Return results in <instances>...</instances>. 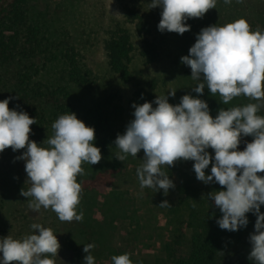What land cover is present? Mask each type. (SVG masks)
<instances>
[{
    "label": "trees",
    "instance_id": "16d2710c",
    "mask_svg": "<svg viewBox=\"0 0 264 264\" xmlns=\"http://www.w3.org/2000/svg\"><path fill=\"white\" fill-rule=\"evenodd\" d=\"M99 1L60 0L49 8L41 5L39 0H0V100L12 97L8 105L10 109L23 110L36 119L37 123L30 126V141L46 146L47 129L60 115L73 112L87 126L94 127L93 143L100 148L102 155L108 157L109 152L117 147L114 141L119 130L114 128V120L123 112L113 76L123 83L135 79L127 101L129 106L150 102L158 82L154 76L144 80L140 76L135 77L134 54L144 65L169 60L170 57L171 65L181 64L182 91L175 104L180 103L185 94L199 96L208 103L210 114L215 118L221 108L256 103L241 95L224 105L218 94H210L207 86L202 95L194 92L193 87L201 81L193 80L191 68L181 63V57L189 54L197 34L209 25L222 26L244 17L252 30L259 28L264 31L262 14L256 11L250 0H231L229 4L217 0L216 8L209 9L202 18L188 19L186 23L191 26L190 31L182 35L158 30L162 7L150 8L151 0H118L119 17L106 13ZM131 25L139 41L137 51L129 28ZM95 45L100 46L104 67L112 77L106 78L101 85L96 83V77L85 61ZM54 62L64 65L69 82L84 89L89 98L88 107L76 111L66 87H53L39 79L47 66ZM258 114L264 116V108ZM253 139L252 136L242 135L238 150H244L246 143ZM6 149L10 150V147ZM25 151L26 148L15 152L11 149L15 156L14 164L11 163V174L20 188L27 190L31 185L26 182L25 161L20 159L18 165L19 159H16ZM207 151L214 158V150L209 148ZM139 155H129L123 162L114 157L106 164H112L113 173H119V167L133 166L135 182L140 186L136 169L142 163L135 162ZM193 165L194 161L178 160L174 166H164L162 169L169 177L179 179L176 185L178 199L174 206L168 208L169 221L191 229L188 255L173 258L167 252L171 263L254 264L248 259L251 251L249 236L255 231L257 216L253 212L246 213L248 223L237 231L221 229L217 220L222 213L207 195L223 190L222 186L216 182L204 184L197 180ZM82 167L85 174L77 177L83 189L77 207L78 213L83 212L82 221L62 222L55 212L43 207L33 211L28 207L31 198L21 196L19 191L11 206L10 235L13 238L21 239L33 234V223L53 230L61 245L58 255L53 258L55 264H85L87 253L83 248L86 244L95 245L90 250L95 264L124 254L121 249L112 248V233L118 219L130 221L128 226L131 230L128 233L135 235L131 242L137 240L141 229L132 196L126 190H111L98 205L102 187L94 186L89 177H93L100 168L93 170L88 163H83ZM205 172L210 174L211 163ZM258 175L264 176V172ZM144 189L147 201L161 202L165 198L162 189L157 192L154 189V196L151 193L153 189ZM260 211L264 212V205H261ZM172 245L173 241L165 244V250L169 251Z\"/></svg>",
    "mask_w": 264,
    "mask_h": 264
},
{
    "label": "clouds",
    "instance_id": "9594fccd",
    "mask_svg": "<svg viewBox=\"0 0 264 264\" xmlns=\"http://www.w3.org/2000/svg\"><path fill=\"white\" fill-rule=\"evenodd\" d=\"M225 4L231 0H224ZM217 0H151L150 8L162 7L158 30L183 34L190 31V18H202ZM181 63L191 68V78L201 81L193 91L203 94L205 86L212 96L228 105L235 97L245 96L256 103L221 108L213 118L208 103L191 94L180 103H169L176 90L157 95L153 102L133 104L132 119L114 144L115 158L125 161L144 152L143 163L136 169L141 188L163 190L165 196L175 184L163 167L178 160L194 161L196 178L204 184L218 183L223 190L208 193V199L222 213L217 220L221 229L237 231L248 223L246 213L256 216L255 231L250 234L248 259L264 264V31L252 30L244 17L224 25H209L197 34L189 54ZM12 97L0 100V152L11 148L26 151L16 159L25 161L26 182L30 187L20 195L31 198L28 207L39 211L51 209L62 222L82 221L77 212L82 185L77 177L84 175L83 163L95 165L102 159L95 146L94 127L87 126L73 112L63 114L52 124L54 134L42 143L29 140L30 126L36 119L23 110L9 108ZM252 136L244 150H238L241 136ZM214 150V158L207 149ZM214 159V162H213ZM211 163V172L205 169ZM160 207H170L163 200ZM33 234L21 239L11 235L0 238V264H55L61 245L51 228L40 223L31 225ZM94 244L84 245L85 264H95L90 254ZM113 264H133L129 253L111 257Z\"/></svg>",
    "mask_w": 264,
    "mask_h": 264
},
{
    "label": "rangeland",
    "instance_id": "374dc122",
    "mask_svg": "<svg viewBox=\"0 0 264 264\" xmlns=\"http://www.w3.org/2000/svg\"><path fill=\"white\" fill-rule=\"evenodd\" d=\"M60 0H39V3L43 6L53 8L54 5ZM256 7V11L262 14L264 19V0H250ZM99 4L105 7L106 13H111L113 16L119 17L120 11L118 8V0H100ZM102 9V6L100 7ZM129 27V26H128ZM131 29L132 40L138 50L139 41L134 33L133 25L129 27ZM134 68L133 71L137 78L141 77L142 80L150 77H156L158 82L154 89L153 107H156L154 101L157 95H167L169 90H176L175 97L169 96V103L175 105L182 91V81L180 79L181 64L171 65V57L169 60L159 61L156 64L144 65L138 60L136 54L133 55ZM87 66L93 71V75L96 77V83L101 85L106 78H110L111 75L104 67L102 59V51L99 45H95L91 52L87 55ZM180 61V60H179ZM60 62H54L49 64L47 68L41 73L39 79L53 87H66L70 92V99L75 106L76 111H81L83 108L89 106V98L81 86L75 85L69 82L67 79L66 69ZM112 78V77H111ZM115 89L120 93V103L123 105V112L114 120V128L119 130V134H123L126 131L128 123L134 119V108L127 104L133 90V82L123 83L113 76ZM54 134V130L50 128L46 131V138L48 139ZM7 150V151H6ZM119 151L117 147L111 150L110 155H102V159L99 163L91 165L93 170L100 168L93 177H89L93 180L94 186L102 187L98 196V205L104 197L111 190H126L134 200V207L137 210L136 214L141 226L140 232L137 235V240L131 242L133 233H128L130 229V221L125 219H118L115 223L116 228L113 232L114 241L112 248L116 250H122L124 253H129L133 264H172L171 259L167 252L171 253L174 257H186L190 250V228H185L183 224L178 225L170 222L168 215L169 207H160L162 202H150L145 198L147 192L144 188L138 186L135 182L133 173V166L131 167H119V173H113L111 171L112 164H106L111 162L110 159L115 157V154ZM140 155L136 158V163H143L144 152L140 150ZM11 148L5 149L0 152V238L7 237L11 233V206L14 203L16 197L19 195L17 192L21 190L18 183L15 181L11 174V163L14 164L15 156L13 157ZM13 157V158H11ZM116 159V158H115ZM118 160V159H116ZM19 162L17 163L19 165ZM175 184L174 189H170L167 196H164V200H168L171 204L170 207L176 204L178 199V192L176 191V185L179 183V179L169 177ZM91 185V184H90ZM154 196V189L151 190ZM99 216V215H97ZM175 225V228H173ZM173 230V231H172ZM175 230V231H174ZM183 234V235H182ZM173 241L169 251L165 250L164 245ZM251 245V243H249ZM2 257V253H0ZM100 264V263H98ZM101 264H113L112 259L102 261Z\"/></svg>",
    "mask_w": 264,
    "mask_h": 264
}]
</instances>
